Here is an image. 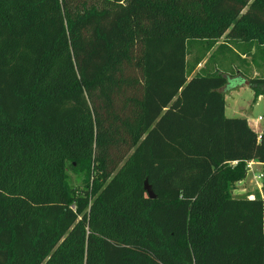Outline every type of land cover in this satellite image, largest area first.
Segmentation results:
<instances>
[{
    "label": "trees",
    "instance_id": "16d2710c",
    "mask_svg": "<svg viewBox=\"0 0 264 264\" xmlns=\"http://www.w3.org/2000/svg\"><path fill=\"white\" fill-rule=\"evenodd\" d=\"M240 85L264 0H0V264H264Z\"/></svg>",
    "mask_w": 264,
    "mask_h": 264
},
{
    "label": "crops",
    "instance_id": "0c3cea01",
    "mask_svg": "<svg viewBox=\"0 0 264 264\" xmlns=\"http://www.w3.org/2000/svg\"><path fill=\"white\" fill-rule=\"evenodd\" d=\"M202 66L203 65L201 63L197 69L201 68ZM258 74L259 71L255 69L254 66H252V70L248 75L257 76ZM256 103H263L262 96L257 97ZM227 108L228 106L226 105L225 113L227 112ZM227 116L232 117L230 115ZM262 116V112H259L258 116L253 114L244 116L247 118L250 127L253 128L258 134H260L263 129V126H261L262 120L259 119V117ZM248 166H250V169L248 170L246 178L236 184L233 190V195L235 197H245L250 199L260 195L262 198H264V177L261 179L260 183L254 178L255 174L263 173L264 175V163L252 160L248 163Z\"/></svg>",
    "mask_w": 264,
    "mask_h": 264
},
{
    "label": "rangeland",
    "instance_id": "374dc122",
    "mask_svg": "<svg viewBox=\"0 0 264 264\" xmlns=\"http://www.w3.org/2000/svg\"><path fill=\"white\" fill-rule=\"evenodd\" d=\"M204 65V62L202 63ZM249 85H240L231 87L225 92V101L227 115L232 117H244L251 114L258 116L259 112L263 114V103H256L257 96L255 91ZM263 126V121L261 123ZM83 179V178H82ZM77 175L71 174V183L74 187H82L83 182Z\"/></svg>",
    "mask_w": 264,
    "mask_h": 264
},
{
    "label": "water",
    "instance_id": "95a60500",
    "mask_svg": "<svg viewBox=\"0 0 264 264\" xmlns=\"http://www.w3.org/2000/svg\"><path fill=\"white\" fill-rule=\"evenodd\" d=\"M144 189L146 190L147 194L152 197V198H155L156 195L154 194L153 190H152V187L151 185L145 181V184H144Z\"/></svg>",
    "mask_w": 264,
    "mask_h": 264
},
{
    "label": "built area",
    "instance_id": "2783aa9c",
    "mask_svg": "<svg viewBox=\"0 0 264 264\" xmlns=\"http://www.w3.org/2000/svg\"><path fill=\"white\" fill-rule=\"evenodd\" d=\"M260 120H262V117H259ZM250 169V166H248V170ZM264 177L263 173L255 174L254 178L260 183L261 179Z\"/></svg>",
    "mask_w": 264,
    "mask_h": 264
}]
</instances>
